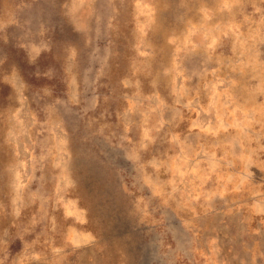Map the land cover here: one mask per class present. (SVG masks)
<instances>
[{
	"label": "rangeland",
	"instance_id": "374dc122",
	"mask_svg": "<svg viewBox=\"0 0 264 264\" xmlns=\"http://www.w3.org/2000/svg\"><path fill=\"white\" fill-rule=\"evenodd\" d=\"M264 0H0V264H264Z\"/></svg>",
	"mask_w": 264,
	"mask_h": 264
},
{
	"label": "crops",
	"instance_id": "0c3cea01",
	"mask_svg": "<svg viewBox=\"0 0 264 264\" xmlns=\"http://www.w3.org/2000/svg\"><path fill=\"white\" fill-rule=\"evenodd\" d=\"M259 246L262 247L264 250V243L261 242V245L259 244Z\"/></svg>",
	"mask_w": 264,
	"mask_h": 264
}]
</instances>
